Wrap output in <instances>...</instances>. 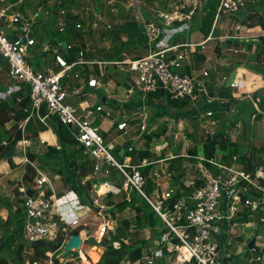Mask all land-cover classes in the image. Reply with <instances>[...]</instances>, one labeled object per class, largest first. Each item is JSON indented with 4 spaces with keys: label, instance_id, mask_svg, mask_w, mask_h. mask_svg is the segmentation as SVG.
I'll list each match as a JSON object with an SVG mask.
<instances>
[{
    "label": "built area",
    "instance_id": "built-area-1",
    "mask_svg": "<svg viewBox=\"0 0 264 264\" xmlns=\"http://www.w3.org/2000/svg\"><path fill=\"white\" fill-rule=\"evenodd\" d=\"M114 1L112 0L113 3ZM210 1L212 0H178L174 5V10L162 11L155 18L143 19L149 46L147 53L139 57L126 58L121 61L87 59L86 54L89 49L81 46L76 61L68 62L59 51L60 47L56 45L53 51L54 59L61 69L55 70L48 66L37 70L29 59L34 48L39 44L37 29L42 24L41 22L39 24V20L47 18L50 11L46 10L40 19L39 11L33 15H25L17 9L22 0H0V2L7 3L0 9V53L6 61L8 75L18 78L30 88L31 103L24 108L27 115L24 122L36 113L39 114L42 108L46 109L47 115L41 118L42 121L47 122V118L56 117L69 127L83 154L94 162V177L101 173L107 178L112 177V180H116L112 172L114 168L124 177L120 190L126 191V198L129 200L132 194L136 193L147 203L151 211L160 217L167 228L168 246L158 249L160 241H156L157 245H152L154 248L149 249L148 247L144 257L145 264H165L163 262V257L166 255L165 248L167 252L175 254L177 259L181 255L180 251L182 254L186 253L188 257L181 261L182 264H225L223 258L220 259V256L222 257L220 250L224 243L223 235L230 233L233 227L239 228L242 224L241 220L253 216L256 211H260V219L264 221V215H262L264 212V171L257 169L253 175L242 164L241 156L237 153L227 159L224 158V152L222 155L216 154L212 157L186 154L188 157L197 159L192 168L196 174H193L190 179L189 169L191 168L185 167L181 171V178L177 179L172 171V164L166 162L180 156L171 154L165 158L160 157V159L142 157L140 162L134 163L130 156L135 150L132 140L125 148L122 161H118L112 153L115 146L108 143L100 125L96 124L93 118L95 112L104 111L103 105L92 109L90 104H82L81 109L85 114H81L79 109L68 101L70 92L64 84V78L67 72H71L75 66L87 64L98 65L99 68H105L109 64L125 65L128 70L137 72L136 84L144 92L142 105L134 110L133 114L122 112V120L117 121V128L123 134L140 129L142 135H152L156 126L149 128L151 119L147 104L149 93L162 91L163 87L164 95L171 100H186L189 106L198 103L201 107L202 104H207V100L209 102L213 100L211 97H205L208 92L202 80L204 78L209 80L211 71L203 69L202 74H197L193 68L197 47H205L206 43L213 39L212 35L201 42L172 43L170 41L172 34L168 31L175 27L176 22L191 21L202 15L206 12L204 10ZM213 1L216 2L215 21H217L223 14H240L260 5L264 0ZM139 2L140 0H136L132 6H139ZM60 11L65 14L63 10ZM65 22L61 23L60 30L64 29ZM3 26L10 29L9 33ZM46 50L50 49L47 47ZM186 66L190 67V73L185 71ZM214 68L216 69V66ZM102 76H105L104 72ZM223 78L228 80V76ZM87 86L97 88L102 86V82L92 76ZM80 92L82 90L74 91L75 94ZM166 100L168 101L167 97ZM213 113V110H208L206 116L210 117ZM102 115L106 118L110 117L111 111H106ZM135 120L137 122L133 124ZM206 122L203 125L205 128L209 124H214V121L207 120ZM0 144L9 145L7 141H0ZM56 146L58 150L62 148L61 145ZM147 150L152 152L150 149ZM23 152L26 163L30 164L26 148H23ZM126 152L129 155L125 157ZM31 164L36 170L34 185L21 187L24 194L23 226L28 242L27 246L20 244L15 248L18 256L16 260L19 264H82L83 257L91 259L86 254L88 249L93 248V245L89 243L91 237L96 241L101 234L100 241H96L95 244L97 247H103L105 235H108L110 230L116 233L123 219L130 220L127 215L120 216L118 211L113 215L110 210H116V204L102 203L100 198L106 194H100L95 190V194L92 195V204L97 215L101 216L104 221L97 225L95 231L85 229L86 223L81 222L77 212L84 207L79 197L76 195L70 199L64 198L65 196L56 197L53 194L49 176L33 163ZM155 164H159V167L153 168ZM170 177L178 180L176 186L171 187L167 184V178ZM105 184L110 183L106 181ZM29 188L33 190L31 195H28ZM85 207L89 208V206ZM126 211L127 208L122 211V214ZM246 223L248 222H243V224ZM78 227L82 229L75 233ZM130 230L132 231V228ZM74 234L80 235L82 245L80 249L64 255L65 245ZM254 237L257 239L261 235L257 233ZM59 239H62V243L56 250H47L41 255H36L34 243L49 242L52 244L57 243ZM114 246L119 248L121 242L115 241ZM255 260L263 261V256H257ZM137 262L140 264V261Z\"/></svg>",
    "mask_w": 264,
    "mask_h": 264
},
{
    "label": "rangeland",
    "instance_id": "rangeland-1",
    "mask_svg": "<svg viewBox=\"0 0 264 264\" xmlns=\"http://www.w3.org/2000/svg\"><path fill=\"white\" fill-rule=\"evenodd\" d=\"M23 1L24 3L18 5L17 7L19 11H21L25 15H33L35 12L39 11L40 19H42L45 11L46 10L50 11L51 9H53L54 8L53 6L57 4L55 2H58L59 0H51L49 5H51L52 7L50 9H46L48 7V3L45 0H23ZM96 1L97 0H74L71 3H69V0L59 1L64 4L63 6L64 8L67 5L69 7L68 9H75V11L78 10L77 15L79 17L77 19H72L73 21L71 24L75 28V23H78L77 21L79 20L80 23L79 31L83 30L84 35L87 36V42L86 43L84 42V48L87 47L89 49L90 57L94 59L96 58L100 60L113 61L120 58L124 59L130 56L131 57L139 56L142 55L143 53L146 54L147 51L144 52L145 50L142 46L144 45L145 41L146 42L148 41V37L145 34V28L143 24V19L145 18L144 12L140 9L143 8L142 5H144V3H146L147 1L140 0L139 6H132V4L136 0H118L117 3H116L117 0H115L114 5L112 3V6L108 3L109 0H100L101 3ZM159 1H160L159 8L165 9L164 7L167 6L169 0H159ZM172 1L174 0H170V2ZM176 2H178V0H176ZM6 4H7L6 2H0V9L5 7ZM121 6L124 7L122 8V12L126 16H128L127 17L128 21L124 22V19H126L124 18L122 19V22L120 24L119 23L117 24L115 22L116 19L115 15H117V13H115L116 11L113 12L112 8L115 7L118 9ZM163 11H172V8L168 7ZM256 11H257L256 14H260V15L264 14V9L261 5L259 6L257 5ZM148 12L155 14V11L148 10ZM110 13H114V14H110ZM160 13L161 12H159V14ZM99 14H103V17L100 19L97 18V15ZM141 14H143V16ZM61 15H64V17L59 20L60 22L58 20H53L52 22L53 26L51 25V27L54 32V36L63 39L65 38L64 35L67 34V32L70 29L67 28L68 31L67 30L65 31V29L63 31L59 30L62 26L61 23L62 22L64 23L66 20L65 19L66 14H61ZM158 18L160 19V16ZM215 18H216V12L211 7L208 8L207 11L203 14L202 20L198 16L197 18L191 21L176 22L174 23L175 27L173 29H168V31H171L172 35H175L178 32L179 33L183 32V29H186L188 32L182 33L180 35H184V34L188 35L190 33L192 26L193 29L199 30L196 25V23L199 22L200 26H203V30L202 32H200L199 37L200 39H205V37L207 36L208 32L212 27ZM49 19L50 20L52 19L50 14L47 18H44L43 20H39V24L40 22L42 23L40 25V28L37 29V38L39 42L43 40L44 38L43 31L44 29H46V25H44L43 23L45 22V20L50 21ZM243 20H244V16L240 14H235V15L223 14L216 23L214 34L216 36H221L231 33L236 34L238 33V31L235 32V27L237 25H240L241 27H244V29H247L246 26H242L244 25L242 24ZM256 22H258V20H255L254 24ZM107 25H110L111 27L108 28ZM245 25L249 26V23ZM3 28H5V31L7 33H9L10 31L9 28H6L5 26H3ZM123 28L125 29V31H122ZM47 31L49 32L48 29ZM250 31L251 29L244 31L242 30L244 34H247ZM123 32L125 33V35L123 34ZM123 36L127 37V39H125L124 41L121 39V37ZM129 37L131 39L130 41H127ZM261 37H259V39L257 40V44H259L260 41H263V39L261 40ZM215 43H219V40L210 41L204 47L206 48L205 52L211 54L213 57L215 55L212 52L211 47H213ZM64 45H66L65 42ZM228 45L230 48L231 44ZM213 51L216 52V48H214ZM226 52L231 53L232 51H226ZM35 55H36V49L33 50V53H31L30 58L34 57ZM254 60L255 58L253 57V61ZM6 66H7L6 61L3 60L2 67L0 68V103L3 104L2 106H4V104H6L7 102L13 105L14 100L17 99V96H19L17 95L18 93H23L25 95L28 92L27 85L24 82L20 81L16 77H10L8 75ZM213 66L209 65L208 66L209 70H212ZM34 68L37 69L35 66ZM121 69L123 71H120ZM200 70L201 72L197 71V74H202L203 67ZM104 71L109 75L110 79L115 85L118 84V87H115L114 89L115 94L121 97H125L127 95V90H128L126 88L127 86L125 82H130L131 84L130 86L134 88V92L136 93L137 98L138 99L140 97L142 98L144 92L140 89L139 85L137 86L133 85V82H136L138 79L137 72H132L128 70V67H126L125 65H116V64L107 65V67L104 68ZM92 73L97 78L100 79V81L104 86L107 85L106 83H104L106 75L103 77L96 72H92ZM94 93L95 94L93 95V99L100 101L103 100V97L105 96L104 88H99L97 90H94ZM157 100H159V102H153L152 105L149 106V110L151 111V114L155 109L158 110L159 112H162L160 113L161 116L156 117L155 115H153L156 112L154 111V113L151 116L153 117L151 118L153 122L152 123L150 122L149 128L156 126V129L153 131L154 133H153V137H151V140L146 141L147 139L145 135H141L140 139H136V137H134L135 134H132L135 131H130L125 135L122 133V137L121 139H119V141L121 142L124 140L123 138L129 136L124 141V143L129 139L132 140V143L136 148V152H139L140 150H144V149L152 150V152H150L152 154V159H160V157L165 158L167 156H170L171 154L180 156L177 159H170L168 160V162H166L172 164L173 166L172 171L174 174H179L181 171H183V168L189 167L191 168L189 169L190 172L189 178L192 179L191 176H193V174H196V172L192 168H194L195 166L194 163L197 161V159L194 157L186 156V154H188V150L194 147H197L199 150H201V145H202L201 143L204 139V136L208 135V133H211L212 136V134H214L219 128L225 129L230 133L232 142L233 140H235L237 142L242 141L243 143H245L250 140L252 143H254V135L251 133L252 130L249 129V131L246 133L243 124L244 123L243 121L247 117V114H249V112H245L242 114V111L238 110V108L240 107L236 108V106L234 105L232 107H229L228 109H225L223 107L224 109L222 111L221 109H217L215 106L214 108L213 106H211L210 108L214 111L215 116L212 115L213 117H207L206 116L207 109L206 108L200 109L199 107L200 105L198 103L195 104L194 106L187 105L185 109H177L174 106H170V104H168L166 97L162 99L157 98ZM210 101L212 102V100ZM244 101L248 102L247 99H245ZM211 102L207 100V103H211ZM122 104L120 105V107L122 106ZM122 108L123 106L121 107V109ZM217 118L220 120L218 126H217L218 122H216V125L215 123L209 124L206 128L203 126L207 123L206 122L207 120L215 121ZM179 124L182 128H180ZM229 124H231V126H229ZM253 128H254L255 136L258 137L257 142L258 143L261 142L260 145L263 146L264 116L262 120H260L256 125L253 126ZM137 131L139 132L140 129ZM173 133L178 135L176 138L171 139V135ZM116 137L117 134H115V132H111L108 139L109 141L116 143L118 141ZM34 141H35L34 145H36L37 140ZM254 144L259 145L257 143ZM234 145L235 144L233 143V145L229 146V151H231L232 149L236 151V148L233 147ZM77 148H79L78 145L75 147L72 146L67 147L66 152L67 154L69 153L68 156L70 157L71 160L72 159H76L78 161L81 160L85 161L86 159L90 160L88 156L83 154V151L80 152L79 150H77ZM112 153L118 161H122L121 157L118 155L117 152L114 151ZM16 154L19 157L24 155L21 151H18ZM60 154L61 151L59 155ZM216 154L222 155L223 153L220 149H218ZM237 154L242 156L241 153L239 152H237ZM250 154L251 152L246 153L245 155L246 158H248ZM63 155H66L64 151H63ZM260 155H262V153ZM262 157H264V155H262ZM246 158H243V162H244V163L242 162L243 165H245ZM4 159H6V157H4L3 160ZM134 159L137 160L135 156ZM33 161L36 164L37 168L40 169L43 173L47 174L50 180L53 181V183L57 187V190L59 191V194H61V191H66L62 194L65 195L64 198L66 199H70L75 196L73 192H68V190H66L65 187L60 186L61 184L60 180H55V175L58 171L57 167L60 166V164H62V160L53 159V158L48 160H42L36 157ZM158 167L159 164H155L153 166V168H158ZM22 168L23 165L16 171L18 176H22L23 173ZM0 169H1V164H0ZM258 170L264 171V164L259 165ZM112 172H113V177H115L116 180H112V177L107 179L112 187V193L108 197V200L100 198V201L105 204H108V202L109 203L119 202L127 194L126 191H119V189L117 188V187H122L124 183V177L121 175L120 172H118L114 168H112ZM97 175L98 174H96L94 178H97L98 177ZM6 177L7 176H4L0 180V192L2 189V184ZM94 178L92 177V179ZM101 181L103 180H98L97 182L92 181V183L99 184ZM177 182L178 180L174 177L167 178V184L171 187L176 186ZM29 184L34 185V178L33 180L29 181ZM14 193L19 194L17 192ZM9 196H10L9 198H3L2 196L0 197V200L3 202L5 207L9 209L8 213L4 211L5 208L0 209V237L2 236V234L8 237L5 238V242L3 243L5 244V246L0 251V258L5 259L6 256H8V258L11 259V261L14 263L15 262L14 260H16V258L18 257L15 249L16 246L20 244L27 246L28 241L25 237V231L23 226L24 214L22 212L19 213L20 214L19 217L21 220H18L15 218V214H17L16 212L17 210L15 211L12 208L13 211H11L10 206H8V203L10 202L11 206L19 207L20 201L15 200V198L12 197L11 195ZM136 198H137L138 206L140 208L139 210L141 212L138 218L135 217V211L133 210L134 208L132 207V205H129L127 207V211L125 213L123 212L122 214V212L119 211L118 213H120V216L127 215L128 217H131L130 219L132 220V224H134L137 229L134 230V232L130 231L129 229H131L132 227L131 225V227L118 232V237L122 238V240L126 238L127 242L144 239L145 245L146 244L157 245L155 244V242L160 241V245L158 246V249L161 248L162 246H168V238L166 239L167 228L165 223L160 219L158 215L151 214V209L148 207L147 203L142 199H140L138 195H136ZM86 202H88L87 195H86ZM94 211L95 210L93 208L92 202H90L89 210H83V214L87 215V218H85L84 221H86L87 223H91L92 221L98 223L99 221H101L102 218L98 216L97 213L93 214ZM91 213L92 216L90 215ZM113 215H115L114 212ZM260 217H261L260 211H256L254 212L253 216H249L244 220H241L242 224H240V227L239 228L233 227L231 229V232L229 233L228 241H230V243L229 244H227V242L223 243L224 252L230 250L231 254L233 255L232 257L236 259L240 264H264V221H261ZM8 219L10 222L8 221ZM244 221L248 223L243 224ZM153 222H155V228H153L152 231H150V226ZM87 228L91 229L90 227ZM257 233L261 235V237H258L256 241L257 249H250L248 243L254 236H256ZM100 235L101 234H99L98 236L99 238ZM149 237H151V239L146 240ZM1 244L2 243L0 241V245ZM225 244L226 246L224 247ZM98 248L99 250H106V246L104 244L103 247L100 246ZM180 253L181 255L179 256V260L173 257L174 254L173 256L167 255L169 254L168 252L166 255H164L163 260L171 261V262L168 261L167 264H174L177 261L181 263V261L188 256L186 253L182 254V251H180ZM257 256H263V261L261 262L256 261L255 259L257 258ZM101 257H102V252L100 253V256H97L90 261L91 263L98 262L101 260ZM180 258L182 260H180ZM141 261H145V258H142ZM178 262L177 264H179ZM125 264H139V263L138 262L132 263L130 260L127 259Z\"/></svg>",
    "mask_w": 264,
    "mask_h": 264
},
{
    "label": "crops",
    "instance_id": "crops-1",
    "mask_svg": "<svg viewBox=\"0 0 264 264\" xmlns=\"http://www.w3.org/2000/svg\"><path fill=\"white\" fill-rule=\"evenodd\" d=\"M45 1L48 3V7L46 9H50L52 7L51 5H49L51 0H45ZM73 1L74 0H71V1L69 0V3L73 2ZM145 1H147L148 3L147 2L144 3V5H142L143 8L140 9L144 12V16H145V18L143 17L144 19L155 18L158 16L157 14H159V12L162 13V11L168 7L172 8V10H174V8H175L174 5L176 3V0H174L172 2H170V0H169L167 6L164 7L165 9H161V8H159V3H160L159 0H145ZM212 1L207 3L204 11H207L208 8H211ZM96 2L101 3L100 0H97ZM117 2H118V0L116 1V3ZM22 3H24V1ZM22 3H20V4H22ZM108 3L112 6L113 2H112V0H109ZM113 5H114V3H113ZM260 5L264 9V1ZM122 8H124V7L121 6L118 9L115 7L112 8V11L113 12L116 11L115 13H117V15H115V18H116L115 22L117 24L118 23L120 24L122 22V19H124V18H126V19H124V22L128 21V19H127L128 16H126L122 12ZM256 8H257V6L249 8L248 10L241 12L240 15L244 16V18H245V15L247 14V12H250V13L254 12L256 14V12H257ZM100 9H101V7H100ZM72 10L75 14L78 13V10H76V11H75V9H72ZM148 10L155 11V14L149 13ZM215 10H216V3H215ZM110 14H114V13H110ZM203 14L199 15V18L201 20L203 18ZM141 15L143 16V14H141ZM262 16H264V14ZM63 17H64V15L56 17L55 19L53 17L51 20L49 19L50 21L45 20V22L43 23L44 25H46V29H44V31H43L44 32L43 41H42V43L39 42V44L34 48V49H36V55L31 58L34 60L33 65L37 68V70L45 69L48 66L53 67L55 70L61 69V67L55 63L53 51H54V48L56 45L61 47L60 44H62L64 47H66V45L68 43H66V45H64L63 43H61L60 38L54 36V32L52 30L51 25L53 26V24H52L53 20L59 21ZM102 17H103V14L97 15L98 19H100ZM245 20L246 19L243 20L242 24H244V25H242V26H246L247 29H244V27L237 25L235 27V32L238 31V33H236V34L231 33V34H226V35H221V36H216L214 34V30L216 28V23L218 22V20L217 21L214 20L209 33L205 37V39H207L210 35H212V37H213V39H210L207 43H209L210 41H213V40H219V43H215L216 45L214 44L215 46L213 45V47H211L212 52L215 55L214 57L211 54H208L205 52L206 48L201 47V46L197 47V53L194 54V56H195V67L193 66V68L195 69V72H197V71L201 72L200 69L202 67H203V69H209L208 68L209 65L216 66V69L213 66L212 70H210L211 74H210L209 80H208V78L202 79L205 83V88L208 92V95L207 96L205 95V97H209V98L211 97V98H213V100L211 103H207L205 105L202 104L203 107H200V108H209V109H207V111H208V110H212L210 108L211 106H213V108L215 106L217 109H221L223 111L224 105H226L228 100H231V96H232V97L236 98V100H238L239 102H243L245 99H247V101H252L254 106L257 108V110L259 112H261V110L259 108V102L262 99L264 100V66L260 69L255 68L253 65L256 62H255V60L253 61V57L255 58L256 53H257V46H258L257 40L259 39V37L264 36L263 35L264 28L261 25H257L259 22L255 23L256 24L255 27H249V26L245 25V24H247V23H244ZM48 22H50V24H49V26L51 27L50 29L48 28V25H47ZM77 22L79 23V20ZM125 24H127V23H125ZM196 25H197V28L199 30L193 29L192 28L193 26H192L190 33L188 35L187 34L186 35L185 34L180 35L182 33L188 32L186 29H183V32H180V33L178 32L175 35H172L170 41L172 43H180V42H185V41L201 42V41L205 40V39H200V37H199L200 32H202V30H203V26H200L199 22L196 23ZM108 26L109 25H107V27ZM108 28H110V27H108ZM47 29L49 30V32L47 31ZM248 29H251V31L249 33L244 34L242 32V30L244 31V30H248ZM122 31H125V29L123 28ZM79 34H80V37H78V38L75 37L76 42L70 41L69 43H71V44H74V42L79 43V44H81L82 42L86 43L87 42V36L84 35V31L83 30L79 31ZM123 34L125 35L124 32H123ZM169 34H170V31H169ZM171 34H172V32H171ZM64 36L66 37L67 34H65ZM83 36H84V38H83ZM121 39L124 41L125 39H127V37L123 36V37H121ZM55 40L59 44L55 43ZM234 40H236V41H234ZM228 44H231L230 48H229ZM148 46L149 45L147 44V46L144 48V50H145L144 52H146L148 50ZM47 47L50 50H46ZM214 48H216V52L213 51ZM226 51H232V52L229 53ZM196 54H204L206 56L205 60L203 62L196 63ZM142 55H144V53ZM139 56H141V55H139ZM139 56H132V57L130 56V57H126V58H135V57H139ZM86 57H87V59H94V58L90 57L89 52H87ZM126 58H124V59H126ZM84 67H82V69H81L80 66H75L71 72H67V75L64 78L65 86L68 88V90L70 92V97L68 98V101L71 104H73L75 107H77L81 114H85V112L81 109L82 104H85V103L90 104L92 106V109H95L96 106H98V105H103L104 111L95 112L93 118L96 121V124L100 125L102 132L105 135L108 143H111L112 145L115 146V148L113 149V152L114 151L117 152L118 155L122 158L124 156V154H123V156H121L120 152H122V149L124 148V144L128 140L125 143H124V141L129 136H127L126 138H123L124 139L123 141H121V142L119 141V139H121V137H122L123 132L117 128V121L122 120V117H121L122 112L126 111L129 114H133L134 110H136L139 106L142 105V98L141 97L139 99L137 98V95L134 92V88L130 86L131 85L130 82H125V84L127 86L126 88L128 89L127 95L125 97H121V96L115 94L114 89H115V87H118V84L115 85L112 82L109 75L107 73H105L104 68H99V66L93 65V64L92 65L87 64L86 69ZM186 67H185V71H186ZM260 70H262V71H260ZM91 71L98 73L100 76H102V72H104L106 75L104 83H106L107 85L104 86L102 84V86L97 87V88L88 87L87 82H88L89 78H91L92 76H95ZM120 71H123V70L121 69ZM224 76H228V80H225L223 78ZM133 85L137 86L136 82H133ZM99 88H104L105 96L103 97L102 101L93 99V95L95 94L94 90H97ZM75 90H82V92L75 94L74 93ZM28 94H29V91L25 95L23 93L17 94L19 96H17V99L14 100L13 105H16L15 107L18 109V111H20V107H19L18 103L21 102L22 100L24 101V98ZM254 94L257 95L256 99L253 97ZM140 95H141V92H140ZM153 102H159V100H157V98H154L152 100H148V98H147L148 110H149V106H151ZM121 104L123 106L122 109H121L122 106L120 107ZM13 105L10 104L9 102H7L6 108L0 109V122H1V120H7L3 123V125H0V141H7L9 143V145H4V144H0V145L3 146L6 150H9L11 144H13V143H11V140H13L20 132H21L22 138L20 140H18L17 142H14V143H16L15 155H13L11 158H9L11 160H9L7 158L4 160H3V158L0 159V164H1L0 180L2 177L7 176L5 178L3 184H2L0 197L2 196L3 198H9L10 197L9 195H11L12 197L15 198V200L20 201L19 207L21 208L23 197H24V194L21 191V187L22 186H31L29 184V182L28 183L25 182V178H24V175L26 172V166L29 163H26L25 155H23L21 157L17 156L16 153L18 151H21L23 154H25L23 152V148H26L27 157L30 160V162L33 163L35 166H36V164L34 163L33 160L36 157L38 158L37 154H42L45 156V158L42 160H48L51 158L60 159V160H62V164H60V166L57 167L58 171L55 175V180H60L61 181L60 186L65 187L66 190H68V192H73L76 196L79 197L82 204L84 205V207L80 208L77 211L78 214L80 215V220H81V222L86 223L87 227H90L91 229H93V231H95L97 228V225L100 224L101 222H103L104 220L102 219L98 223L93 222V221L91 223H87L86 221H84V219L87 218V215L83 214V210H89V208H86L85 206L90 205V202H92V195L95 194L94 193L96 190L95 187L97 185H99L96 183L93 184L92 181L97 182L98 180H103L100 182L99 190H100L101 194H106V196H102L101 198L108 200V197L112 193V187L110 184H107V185H109V187L102 186L103 184H105L106 181H108L107 180L108 178H105L106 176H104L101 173H99L97 175L98 179L94 178V175H93L94 173L92 172L88 176H86L85 178L81 177L83 179V182L85 180L90 181L91 188H88L86 186H78V188L73 187L72 185L74 183L77 184V178L79 177V175H78V172H75V173H77V177H74V172L72 171V168L69 165L71 159L68 156L69 153L67 154V152H66V149H67V147H69V145H66L63 141L59 140L58 133L56 130L57 124H56L55 120L53 118L49 117V118H47V122L42 121L41 118L45 117L47 115V110L43 108L44 114L42 113V111H40L39 114L36 113L31 119H29L26 122H24V119L18 121L16 119H14L13 117L11 118V116L15 115V113L10 111V107H12ZM233 105L236 106V108H238L237 104L233 103ZM238 110H239V108H238ZM106 111H111L110 117L106 118L102 115V113L104 114ZM154 111H156V112L154 113ZM154 111H153L154 114L152 113L153 115H155L156 117L161 116L160 113H162V112H159L156 109ZM149 112L151 114L150 110H149ZM152 114H151V116H152ZM129 116H131V115H129ZM213 116H215V113H213ZM213 116L211 115L210 117H213ZM263 116H264V112H262L261 118L256 119L255 115H253L251 120H250V130H252L251 133L254 135V143H257L259 145H255L250 140L245 142V143H243L242 141L237 142V141L233 140V143L235 144L233 147H235L236 151L241 153V155H246V153L251 152L253 150V148H261L264 146V145L263 146L260 145L261 142L260 143L257 142L258 137L255 136L254 128H253L254 125H256L260 120L263 119ZM151 118H153V117H151ZM212 121H214V120H212ZM28 122L30 123V125L28 124ZM136 122L137 121L135 120L132 123L135 124ZM150 122L152 123L153 120L150 119L149 124H150ZM216 122H218V124H217V126H218L220 123V120L217 118L214 121L215 125H216ZM41 124L46 125L47 130H44V131L39 130ZM131 131H133V130H131ZM111 132H115V134H117L116 138L118 139V141L116 143L109 141V139H108ZM132 134H135L134 137H136V139H138V138L140 139V137L142 135L140 133V131L139 132L135 131ZM143 135H145V134H143ZM177 135H176V137H177ZM145 137H146V135H145ZM34 140H37L36 145H34L35 144ZM56 145H61L62 148L60 150H58ZM163 146H164V144H163ZM144 150H147V149H144ZM60 151H61V154L59 155ZM63 151L66 153V155H63ZM134 151L136 152V148ZM140 151H142V150H140ZM133 152L130 155L133 158V162L134 163L140 162V159L142 157L138 154V152H136V153L134 152V154H133ZM31 154H35L34 159L31 158V156H30ZM127 155H128V153L126 152L125 157ZM134 156H135V158H137V160L134 159ZM149 158H152V154L149 155ZM11 161L15 164V166H12ZM90 162H92L91 164L93 166L94 162L92 160H90ZM77 163H78V165H81L83 162H82V160L81 161L77 160ZM22 165H23L22 176H18L16 171ZM9 176H10V178H9ZM92 177L94 179H92ZM51 183H52V187H53V194H55L56 197L65 196L62 194L66 191H61V194H59V191L57 190V187L55 186L53 181H51ZM80 187H84V188H80ZM117 188L119 189V191H122V190H120V187H117ZM29 189H31V188H29ZM96 191H98V190H96ZM14 192H17L19 194L21 193V194L20 195L15 194ZM85 194L87 195L88 202H86V195ZM124 199H127L126 195L119 202L123 201ZM119 202H116V203H109L108 202L107 205L116 204V207H117V204ZM0 203L3 205V208H5L4 211H6L8 213L9 209L7 207H5V205L3 204V202L1 200H0ZM8 206H10L11 211H13L12 208L15 211L18 208L16 206H11L10 202L8 203ZM94 210L95 211L93 212V214L96 213L95 208H94ZM21 212H22V210L20 212L18 211L17 214H15L16 219L21 220L19 217L20 216L19 213H21ZM90 215L92 216V213ZM135 217H136V212H135ZM129 218H131V217H129ZM8 221H9V219H8ZM129 222H131L132 232H134V230H136L137 228L134 224H132L131 219L129 220ZM87 227H85V229H88ZM119 227H120V225H119ZM153 228H155V225L153 227L150 226V231H152ZM78 229H82V228L78 227ZM83 234H84V232H83ZM2 237H3V234L1 236V238ZM151 237L147 238L146 240L151 239ZM97 239H96V241L99 242L100 238H97ZM228 240H229V233H225L223 235V242H227V244H229L230 241H228ZM1 243L3 244L4 241H1ZM4 246H5V244H4ZM225 246H226V244L224 245V247ZM148 247H149V249L154 248V246H152V245H148ZM168 253L169 254H167V253L166 254L169 256H173V254H171V252H168ZM220 253L222 255V257L220 256V259L223 258L225 264H240L236 259H234L232 257L233 255L231 254L230 250H227L226 252H224L223 246L221 247ZM77 255H79V254H77ZM173 257H175V254ZM2 259H4V258H2ZM5 259L8 260L11 264H14L11 261V259L8 258V256H6ZM86 261H87L86 264H92L89 259H87ZM168 261L171 262L170 260H166V261L163 260V262L165 264H167ZM177 262L174 264H177ZM178 263L182 264L180 262H178ZM186 264H189V263H186Z\"/></svg>",
    "mask_w": 264,
    "mask_h": 264
},
{
    "label": "trees",
    "instance_id": "trees-1",
    "mask_svg": "<svg viewBox=\"0 0 264 264\" xmlns=\"http://www.w3.org/2000/svg\"><path fill=\"white\" fill-rule=\"evenodd\" d=\"M59 1L56 2L57 4L54 5L53 6L54 8L50 10V15L52 18L54 17V19H55L56 17H59L61 14H63V13H61V11L55 13V11L58 7L60 8V10H63L66 14V16H65L66 22H65V25L63 27L65 30H67V28H69L70 30L69 31L67 30L68 31L67 36L65 38L61 39L60 41L63 44H64V42L68 43V44L66 45V47H64L62 44H60L61 47L59 48L60 49L59 51L63 54V56L67 59L68 62H73V61H76V59L79 57L80 47L81 46L84 47L83 42L81 44L75 43L76 42L75 37H77V38L80 37V34H79L80 26H78L80 23H75V28L71 24L73 21L72 19H77L79 16L77 14H74L72 9H68L69 7L66 4H65L66 6L64 8L63 7L64 4L59 2ZM215 3H216L215 1H212V3H211V7L213 8V10H215ZM244 19H246L244 22L249 23V27H255L256 24H254V21L258 20L259 23L257 25H261L264 28V16H262L260 14H255L254 12H252V13L247 12ZM49 24H50V22L47 23L48 28L50 29L51 27L49 26ZM63 30H61V31H63ZM130 37L127 41H130V39H131ZM262 39H263V41H260L258 46H257V53H256V57H255L256 63L253 65L257 69H260L264 66V36L261 37V40ZM42 41H40V42H42ZM70 41H75V42H74V44H71V43H69ZM55 43H58V42L55 40ZM147 44H148V41L147 42L145 41V43L142 47L145 48L147 46ZM205 58H206V56L204 54H196V63L203 62L205 60ZM29 60L31 63H33V60L31 58ZM121 60H124V59L120 58V59H116L113 61H121ZM84 66H80L81 69H82V67H84L86 69V65H84ZM190 71H191L190 67L187 66L186 72L190 73ZM260 71H262V70H260ZM27 88H28L29 94L24 98V101L22 100L21 102L18 103V105L20 107V111H18V109L15 107L16 105H13L12 107H10V111L15 113V115L11 116V118L13 117L14 119H16L18 121L26 118L27 115L24 112V108L28 107L31 103L30 88L28 85H27ZM149 94H148L149 97L147 96L148 100H152L154 98L162 99V98H165V96H166V95L162 96V91H157V92H153V93H149ZM166 97L168 98V104H170V106H174L177 109H185L187 104H188V102L186 100H171L168 96H166ZM253 97L256 99L257 95L254 94ZM233 103L237 104L238 107H240L239 110L242 111V114L245 112H249V114H247V117L244 119V128H245V132L247 133L250 129V120H251L252 116L255 115L256 119L261 118L262 112H264V100L262 99L259 102V108H260L261 112H259L257 110V108L254 106L252 101L239 102L238 100H236V98H234L232 96H231V100H228L226 105H224V108L228 109L229 107H232ZM2 105L3 104L0 103V109L6 108V104H4V106H2ZM201 107H203V106H201ZM200 109H202V108H200ZM206 109H209V108H206ZM51 118H53L57 124L56 130L58 133L59 140L63 141L66 145L73 146V147L77 146L78 145L77 141L74 138V136L72 135L69 127L67 125L63 124L62 122H60L56 117H51ZM5 121H7V120H1L0 125H3V123ZM29 122H28V124L30 125L31 122L30 123ZM229 126H231V124H229ZM39 130H41V131L47 130V126L44 124H41ZM151 137H153V134L152 135H146L147 141L151 140ZM207 137H208V135L204 136V139L201 143L202 144L201 150H199L197 147L190 148L188 150V154H190V155H204L207 157H212V156L216 155L217 150L220 149L222 152H224V158L227 159L228 157L237 153L233 149L231 151H229V146L233 145V142L231 141L230 133L228 131H226L225 129H222V128L218 129L214 134H212V138L209 142H207ZM21 138H22V136H21V132H20L13 140H11V143L17 142ZM77 150H79L80 152L82 151L81 148H77ZM7 151L8 150H6L3 146L0 145V159L5 157V154ZM134 152H133V154H134ZM261 153H262V155H264V147L253 148V150L251 151V154L248 158H246L245 155L241 156L242 162H243V158H246L245 168L249 172H251L253 175L255 174L259 165L264 164V157H262V155H260ZM138 154L141 157H149V155L151 153L149 150H142V151H139ZM30 156L32 159L35 158V154H31ZM9 160H11V159H9ZM82 162L83 163L81 165H78L77 160L72 159V160H70L69 165L72 168V171L74 173L78 172L79 177L85 178L86 176H88L90 173L93 172V166L91 164L92 162H90V160H88V159H86L85 161H82ZM12 166H15V164L13 162H12ZM181 173L182 172H180L179 174H174V176L177 179H180ZM35 175H36L35 168L33 166H31V164H27L26 172L24 175L25 182L28 183L29 181L33 180V178H35ZM72 186L75 188H78V185L76 183H74ZM80 188H84V187H80ZM135 194L136 193H133L132 197L129 200L124 199L123 201L119 202L117 204L118 207H116V210H112V212H114V213H116L117 211L122 212L129 205H132V207L134 208L133 210L136 212V217L138 218L139 215L141 214V212L139 210L140 208L138 206V202H137V198H136L137 194L136 195ZM21 210H22V207L17 208V212L18 211L20 212ZM151 214H155V213L151 211ZM262 215H264V212ZM154 225H155V222H153L151 224L152 227ZM120 227H123V229L121 230V231H123L124 229L131 227V222H129L128 219H123L121 221ZM79 231H80V229H76L75 233H78ZM118 232H120V231H117L112 238H110L108 235H105V237L103 238V244L106 246L105 254L102 256L100 261H98L96 263H92V264H121L122 260H124V259L130 260L132 263L140 261V264H145L144 261H141L142 258H144V256H146L144 251L148 250V245L147 244L145 245V242H144L145 240L139 239V240H133L131 242H126V241H123L122 238L118 237ZM4 236L2 238L0 237V240L5 242ZM115 241L121 242V246L119 248H116L114 246ZM61 243H62V239H59V241L57 243H52V244L49 242H45L42 245L36 247V255H41V254L45 253L47 250H56ZM165 252L167 253L166 248H165ZM14 261H15L14 264H19V262L17 260H14ZM0 264H11V263L6 259L0 258Z\"/></svg>",
    "mask_w": 264,
    "mask_h": 264
},
{
    "label": "water",
    "instance_id": "water-1",
    "mask_svg": "<svg viewBox=\"0 0 264 264\" xmlns=\"http://www.w3.org/2000/svg\"><path fill=\"white\" fill-rule=\"evenodd\" d=\"M59 11H60V8L58 7V8L56 9L55 13H56V12H59ZM2 61H3V56H2V54L0 53V68H1V66H2ZM162 85H163V84H162ZM163 95H164V88L162 87V96H163ZM41 111H42V113L44 114V109H43V108L41 109ZM175 137H176V134L173 133V134L171 135V139H174ZM211 138H212L211 133H208L207 142H209V141L211 140ZM130 143H131V140H128V141L124 144V148L122 149V152H120V155H121V156H123L124 151H125V148H126ZM15 146H16V143L11 144L9 150L6 152L5 157H6L7 159H9V158H11L13 155H15ZM37 156H38V158H40V159H44V158H45V156L42 155V154H37ZM74 177H77V173H74ZM77 184H78V186H86V187H88V188H91V183H90V181H89V180H85V181L83 182V179H82L81 177H78V178H77ZM95 188H96V190H98V189H99V185H97ZM32 193H33V190H32V189H29V191H28V195H31ZM1 208H3V205L0 203V209H1ZM122 229H123L122 227H118V228L116 229V231H121ZM108 235H109L110 237H113V236L115 235V232H114L113 230H110V231L108 232ZM256 240H257L256 237H253V238L249 241V243H248L249 248H251V249H255V248H256ZM174 242H175V240H174ZM89 243H90L91 245H93V248L96 247V244H95L96 241H95V239H94L93 237H91V238L89 239ZM42 244H43V242H38V243H34L33 246L37 247V246H40V245H42ZM81 245H82V240H81L80 235H79V234H74V235L71 236V238L69 239V241H68L67 244L65 245V249H64V251H63V254H64V255H66V254H71V252H72L73 250H78V249H80ZM3 247H4V244H1V245H0V251L2 250ZM91 249H92V248L88 249V250L86 251V254H87V256H89V257L92 259V253H95V251H93V250H91ZM100 251L102 252V256H103V254L105 253V250H100ZM144 252H145V254H146L147 251L145 250ZM101 258H102V257H101ZM126 260H127V259L122 260L121 264H125ZM95 263H96V262H95Z\"/></svg>",
    "mask_w": 264,
    "mask_h": 264
},
{
    "label": "bare ground",
    "instance_id": "bare-ground-1",
    "mask_svg": "<svg viewBox=\"0 0 264 264\" xmlns=\"http://www.w3.org/2000/svg\"><path fill=\"white\" fill-rule=\"evenodd\" d=\"M102 186H105V187H109V185H107V184H103ZM98 191H99V193L101 194V192H100V190L98 189ZM99 238V237H98ZM98 240V239H97ZM91 250H93V251H95V253H92V255L93 256H95V257H97V256H100V253H101V251L99 250V248L98 247H95V248H92ZM79 254V253H78ZM186 255V254H185ZM80 256H81V254H80ZM92 256V259L91 260H93V258H95V257H93ZM80 258H82V257H80ZM179 260V259H178ZM180 260H182L181 258H180ZM81 261H82V264H86L87 263V261H86V259L83 257V259H81Z\"/></svg>",
    "mask_w": 264,
    "mask_h": 264
},
{
    "label": "clouds",
    "instance_id": "clouds-1",
    "mask_svg": "<svg viewBox=\"0 0 264 264\" xmlns=\"http://www.w3.org/2000/svg\"><path fill=\"white\" fill-rule=\"evenodd\" d=\"M27 187H29V186H27ZM89 260H91V259H89Z\"/></svg>",
    "mask_w": 264,
    "mask_h": 264
}]
</instances>
